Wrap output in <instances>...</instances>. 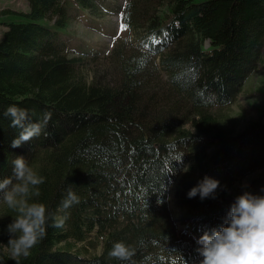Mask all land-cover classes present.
<instances>
[{
	"label": "trees",
	"instance_id": "trees-1",
	"mask_svg": "<svg viewBox=\"0 0 264 264\" xmlns=\"http://www.w3.org/2000/svg\"><path fill=\"white\" fill-rule=\"evenodd\" d=\"M26 2L28 11L0 13V180L24 156L45 178L29 203L68 218L63 228L49 219L46 237L19 264H125L108 256L115 242L135 250V264H200L196 240L226 226L244 192L264 196V173L236 185L264 168V122L235 133L211 112L234 103L264 63V0ZM118 12L128 35L98 73L89 60L102 52L75 28H99V18ZM10 105L27 109L32 122L51 112V135L10 148L19 132L4 116ZM205 176L220 182L216 198L189 199ZM178 179L181 223L195 236L188 240L170 206ZM69 188L80 202L58 211ZM0 206V264H17L5 247L17 213ZM92 233L100 253L73 250L70 240Z\"/></svg>",
	"mask_w": 264,
	"mask_h": 264
},
{
	"label": "clouds",
	"instance_id": "clouds-1",
	"mask_svg": "<svg viewBox=\"0 0 264 264\" xmlns=\"http://www.w3.org/2000/svg\"><path fill=\"white\" fill-rule=\"evenodd\" d=\"M4 116L10 118V127L19 129L9 145L12 149H19L41 135L45 138L51 135L46 131L52 119L51 112H44L38 122H32L27 109L10 105ZM44 182L45 178L29 166L24 156L12 160L11 177L0 180V202L17 213L6 227L9 240L5 246L17 264L46 237L49 219L53 221L51 227L63 228L68 218L65 215L57 219L48 214L44 204L29 203L31 196L39 195V186ZM219 187L218 180L205 176L187 193V197L215 199ZM79 202L78 196L69 188L58 211L66 212ZM224 225L219 230L214 228L210 233L205 232L196 240L197 252L202 257L200 264H264V196L249 192L238 196L230 206ZM108 256L125 264H135V250L123 242H115Z\"/></svg>",
	"mask_w": 264,
	"mask_h": 264
},
{
	"label": "rangeland",
	"instance_id": "rangeland-1",
	"mask_svg": "<svg viewBox=\"0 0 264 264\" xmlns=\"http://www.w3.org/2000/svg\"><path fill=\"white\" fill-rule=\"evenodd\" d=\"M113 4L118 5L119 8L123 6L126 0H108ZM14 9L20 11H28V4L26 0H0V13L3 9ZM120 12L106 14L99 18V28H89L83 24L75 28V35L82 38L94 50L102 52L97 62H90L89 68L97 70L98 73L107 71V55L110 54L116 47L122 44L127 38V33L122 29L120 20ZM6 27L0 24V39L5 32ZM205 46H208L206 42ZM264 58V50H263ZM166 79L165 74H163ZM100 78V77H99ZM262 109H264V63H262L254 74H252L245 83L243 91L238 95L235 102L220 108L211 110L213 114L228 128L235 133L241 132L251 121H263L264 115L261 116ZM264 173V168L257 170L255 173L241 177L237 180V184H248L254 177ZM179 179L173 183L171 188V202L170 206L172 213L177 221L178 234L185 238L190 239L193 236L189 231L185 230L184 225L181 223V212L177 204L176 191L178 188ZM0 206V213H1ZM70 245L73 250L81 252L83 256H93L101 251L100 239L92 233L88 236L87 240L77 242L70 240ZM67 243L63 242L58 245L59 248H65ZM4 251L0 243V252Z\"/></svg>",
	"mask_w": 264,
	"mask_h": 264
}]
</instances>
